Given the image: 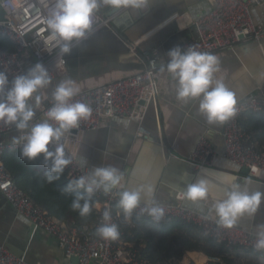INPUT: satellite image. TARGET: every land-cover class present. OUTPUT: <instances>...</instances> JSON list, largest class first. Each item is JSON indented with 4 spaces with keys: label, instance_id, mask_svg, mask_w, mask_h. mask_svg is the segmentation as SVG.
I'll use <instances>...</instances> for the list:
<instances>
[{
    "label": "crops",
    "instance_id": "obj_1",
    "mask_svg": "<svg viewBox=\"0 0 264 264\" xmlns=\"http://www.w3.org/2000/svg\"><path fill=\"white\" fill-rule=\"evenodd\" d=\"M207 0H150L147 11L130 9L112 10L102 7L100 12L111 18L106 25L94 26V33L66 54L63 75L51 81L48 94L60 80L71 77L80 89L128 76L143 70L144 52L155 56L159 64H166L167 53L190 38H197L195 21L209 13ZM186 12L193 23L181 25L171 16ZM252 20L264 24V4L250 8ZM129 44H133L130 46ZM221 60V71L226 86L237 100L253 92L264 79V36L259 42L247 38L229 48L212 51ZM109 120L97 131L85 134L79 154L86 157L88 165L112 164L125 172V187L134 189L151 184L155 202L172 201L188 184L205 178L209 181L211 200L222 199L231 172L241 185L245 179L251 191L264 192V171L257 177H245L241 168L234 170L223 157L222 124H209L197 111V104H182L176 100L174 81L159 72L158 92L148 103L144 127L151 136H135L137 123L126 118ZM123 120H127L125 126ZM249 134V141L252 136ZM206 136L213 146L209 164L196 169L190 154L197 138ZM127 168V169H126ZM209 201V203L211 202ZM141 202H146L142 199ZM193 208L207 213V206L185 200ZM97 217V209H95ZM264 222V203L256 216L240 218L241 228L252 231L255 224ZM0 243L29 264H73L55 240L18 215L0 195ZM206 256L189 252L182 262H203ZM264 262L258 259V262ZM261 262V263H263Z\"/></svg>",
    "mask_w": 264,
    "mask_h": 264
},
{
    "label": "built area",
    "instance_id": "obj_2",
    "mask_svg": "<svg viewBox=\"0 0 264 264\" xmlns=\"http://www.w3.org/2000/svg\"><path fill=\"white\" fill-rule=\"evenodd\" d=\"M207 1L211 5L209 13L194 23L198 37L190 38L183 43L182 51L194 46L200 51L212 52L229 48L247 38L259 42L264 36V24L254 23L250 14V8L264 4V0ZM54 2L55 0H0V35L8 37L15 44V50L12 52L0 50V72L7 73L9 79L19 72L27 71L37 62L43 63L49 70L52 81L63 75L66 54L59 52V46L51 38L44 23V18L49 14ZM170 19L178 21L181 25L193 23V19L186 12L175 13ZM110 20V17L100 12L97 24L106 25ZM144 55L146 65L142 71L80 91L75 99L89 103L92 114L87 120L81 121L79 129L72 130L69 136V152L76 150L79 153L85 134L97 131L112 118L133 120L137 123L135 136H151L143 122L147 105L155 99L158 92L159 64L155 56H150L147 52H144ZM237 101L235 116L222 125L223 157L238 168L246 167L248 172L245 177H257L264 171V149L258 147L256 142L249 141V134L241 128L240 118L245 111H258L264 108V79L253 92ZM44 103L45 108L50 107L47 101ZM41 115L42 112L37 110L36 118ZM17 135L19 133L14 126L0 123V195L18 215L30 222L35 230L51 236L67 258L76 256L78 264H161L142 257L133 242L125 240L122 222H130V219L126 220L122 210L117 208V197L112 193L98 191L94 194L96 202L101 204V209L97 210L93 224L66 225L35 205L13 183L1 162L2 152L11 148L12 137ZM213 152L209 138L200 136L190 154V161L196 169H200L209 164ZM65 172L66 177L71 180L83 174L84 170L74 161ZM156 203L165 209V216L160 222L170 217H179L198 225L202 232L217 242L253 248L252 231L239 226L232 228L217 226L213 220L204 219L206 212L187 205L179 193L172 201ZM105 205L111 208L113 222L120 227V236L116 240L105 241L95 235ZM145 206L147 203L141 202L140 207L134 210L131 216H145L152 221L147 213H141V208ZM0 264L29 263L0 243ZM162 264L226 263L217 257H206L203 262L167 261Z\"/></svg>",
    "mask_w": 264,
    "mask_h": 264
},
{
    "label": "clouds",
    "instance_id": "obj_3",
    "mask_svg": "<svg viewBox=\"0 0 264 264\" xmlns=\"http://www.w3.org/2000/svg\"><path fill=\"white\" fill-rule=\"evenodd\" d=\"M149 5L150 0H55L44 23L59 46V52L65 55L94 33L102 7L140 12L147 11ZM167 56V63L160 66L159 72H166L174 81L177 101L182 104L195 102L198 113L209 124H223L235 116L238 101L223 77L217 75L221 71L218 55L200 51L194 46L182 51L177 46L169 50ZM51 81L49 70L41 62L11 79L7 73L0 72V123L14 126L19 133L12 137L9 150L18 148L20 158L29 161L42 157L45 167L43 178L48 183L58 180L76 161L84 172L71 179L62 191L76 193L70 208L81 218H87L93 208L101 209V204L93 201L92 197L102 191L117 197V208L122 210L126 220L140 207L141 200H146L147 206L141 208V213H147L154 223L159 224L165 216V209L155 202L151 184L127 189V176L117 166L103 164L89 168L86 157L76 150L68 151L72 130L79 129L81 121L91 116L92 108L89 103L75 99L81 89L71 77L56 83L49 95L46 90ZM45 101L50 107L45 108ZM37 110L42 112L39 118H36ZM117 122H120L119 118ZM122 122L127 126V120ZM230 167L238 170L236 165ZM225 175L230 177V181L222 199L211 200L209 181L205 178L188 184L179 196L182 200L207 206L204 219L213 220L220 227L232 228L241 217L256 216L264 203V192L251 191L248 179L242 186L231 172ZM95 235L105 241L116 240L120 236V227L113 222L112 210L107 205L103 207ZM252 235L253 249L264 252V222L255 224Z\"/></svg>",
    "mask_w": 264,
    "mask_h": 264
},
{
    "label": "trees",
    "instance_id": "obj_4",
    "mask_svg": "<svg viewBox=\"0 0 264 264\" xmlns=\"http://www.w3.org/2000/svg\"><path fill=\"white\" fill-rule=\"evenodd\" d=\"M0 50L12 52L15 50V44L8 37L0 35ZM240 125L245 133L251 134L258 147L264 149V108L243 112ZM1 162L13 183L35 205L46 210L60 222L66 225L95 222V208L87 218H81L78 212L71 210L70 204L76 193L62 191L70 181L66 177V172L58 180L48 183L43 178L45 170L43 158L39 157L32 161L21 159L19 149L4 150ZM92 199L96 202L94 195ZM122 226L125 240L132 241L140 255L154 263L162 264L167 261L185 263L182 261L187 253L197 252L206 257L220 258L226 264H264L263 261L258 262L259 257L264 258V252L255 251L251 247L230 246L224 242H217L202 232L198 225L179 217H170L156 224L145 216L133 215L130 222H122Z\"/></svg>",
    "mask_w": 264,
    "mask_h": 264
},
{
    "label": "water",
    "instance_id": "obj_5",
    "mask_svg": "<svg viewBox=\"0 0 264 264\" xmlns=\"http://www.w3.org/2000/svg\"><path fill=\"white\" fill-rule=\"evenodd\" d=\"M140 103L142 104L143 102L140 101ZM126 169H127V168H126ZM247 172H248V171H247V168H246V167H242V168H241V173H242V174L246 175ZM70 260H71V262H72L73 264H78V259H77L76 256H71V257H70Z\"/></svg>",
    "mask_w": 264,
    "mask_h": 264
}]
</instances>
